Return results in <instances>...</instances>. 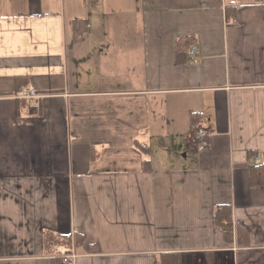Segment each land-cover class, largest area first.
Wrapping results in <instances>:
<instances>
[{"label": "crops", "instance_id": "obj_1", "mask_svg": "<svg viewBox=\"0 0 264 264\" xmlns=\"http://www.w3.org/2000/svg\"><path fill=\"white\" fill-rule=\"evenodd\" d=\"M184 38L195 62L179 53ZM27 87L38 106L19 97ZM253 160L264 165L263 4L0 0V264H61L46 232L84 234L76 264H158L163 253L264 264ZM226 204L232 242L214 219Z\"/></svg>", "mask_w": 264, "mask_h": 264}, {"label": "trees", "instance_id": "obj_2", "mask_svg": "<svg viewBox=\"0 0 264 264\" xmlns=\"http://www.w3.org/2000/svg\"><path fill=\"white\" fill-rule=\"evenodd\" d=\"M257 2L261 3L264 5V0H256ZM236 6L234 5H227L225 6V11H226V20L227 21H232L233 22V18L235 16V13L237 11ZM75 27H76V35L78 37L81 36V34L83 33V31H85L86 26H84L83 28L78 27V23L79 20L75 19ZM85 25V24H84ZM193 44V41L191 38H184L180 40L179 43V53H183V50H188L190 49L189 47ZM195 118V117H194ZM136 145L142 150L141 152H143L144 154V160H143V166L144 168H148L150 167V162L151 160L148 158V147L147 146H143L142 143L140 142H136ZM252 168V182L254 184L257 183H264V173H261L262 169H264V165L262 164H257L256 166L253 165L251 166ZM232 210L231 207L226 205H220L218 206V208L216 209L215 213H214V219H215V223L218 227L222 228L225 232V239L228 240V242H232L233 238H234V226H233V217H232ZM237 240L239 243H245L248 241V237H249V233L246 232V234L244 233V229L242 227L237 226ZM85 241V236L84 234L81 233H75L74 235H63V234H53L52 232H46L45 233V246L47 248H50L53 251H57L59 252V256H56L55 259H57L58 261H60V253L61 251L64 252H68L71 251V244L72 242H74V245L76 246H80L82 243H84ZM61 250V251H60ZM169 257V258H168ZM158 264H181V259L179 255H172L169 253H163L160 256V259L158 261Z\"/></svg>", "mask_w": 264, "mask_h": 264}, {"label": "built area", "instance_id": "obj_3", "mask_svg": "<svg viewBox=\"0 0 264 264\" xmlns=\"http://www.w3.org/2000/svg\"><path fill=\"white\" fill-rule=\"evenodd\" d=\"M189 61L195 62L197 55H198V49L196 44H193L192 46L189 47ZM19 97L24 98L27 102L31 103L32 106L36 107L38 106L37 104H39L38 98H39V94L36 93V90L32 87H27L25 89H22L21 92H19ZM196 132V138L198 139V148L199 150L205 149L209 146L208 143V138L206 136H208V131L206 127L203 126H198L195 129ZM255 164H257L258 161L253 160ZM76 257H78V255L74 252V251H68V252H64L61 254V264H76Z\"/></svg>", "mask_w": 264, "mask_h": 264}, {"label": "rangeland", "instance_id": "obj_4", "mask_svg": "<svg viewBox=\"0 0 264 264\" xmlns=\"http://www.w3.org/2000/svg\"><path fill=\"white\" fill-rule=\"evenodd\" d=\"M155 144H157V142L155 143ZM155 154H158V152H156ZM169 258V257H168ZM211 259V258H210Z\"/></svg>", "mask_w": 264, "mask_h": 264}]
</instances>
